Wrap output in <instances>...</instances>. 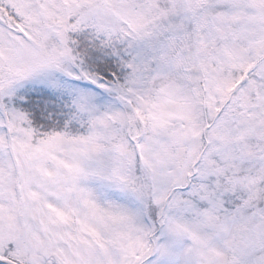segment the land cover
<instances>
[{"label": "snow or ice", "instance_id": "6c2138e0", "mask_svg": "<svg viewBox=\"0 0 264 264\" xmlns=\"http://www.w3.org/2000/svg\"><path fill=\"white\" fill-rule=\"evenodd\" d=\"M0 264H264V0H0Z\"/></svg>", "mask_w": 264, "mask_h": 264}]
</instances>
